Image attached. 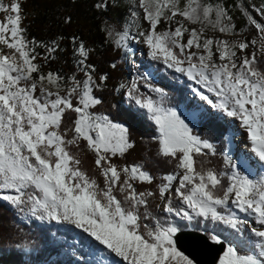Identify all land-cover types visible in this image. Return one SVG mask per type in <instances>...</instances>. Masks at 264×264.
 I'll use <instances>...</instances> for the list:
<instances>
[{
	"label": "snow or ice",
	"instance_id": "obj_1",
	"mask_svg": "<svg viewBox=\"0 0 264 264\" xmlns=\"http://www.w3.org/2000/svg\"><path fill=\"white\" fill-rule=\"evenodd\" d=\"M95 6L109 7L107 0ZM136 6L148 27L135 36L117 33L116 47L142 42L151 60L185 77L192 97L203 103L170 106L169 85H154L150 73H138L116 91L145 110L157 133V154L176 160L179 171L163 175L156 193L139 191L137 184H152L154 177L142 164L113 162L134 142L127 127L95 111L103 103L96 93L108 77L97 78L90 50L73 38L83 78L44 73L37 48H45L48 61L59 45L29 39L20 0H0V14H6L0 19V200L25 218L78 231L83 254L74 257L77 264H196L178 247L186 229L221 247L218 264H264V175L254 180L245 174L248 163L264 169V70L257 66L264 57V0L235 5L255 29L250 40L241 38L249 28L237 31L222 4L137 0ZM162 23L165 30L158 29ZM208 26L237 39L209 37ZM209 108L238 122L250 141L252 156L221 154L227 171L194 166L196 156L216 155L213 143L195 131ZM81 141L95 156L102 184L80 167L73 148ZM157 195L160 216L148 209ZM241 238L243 249L236 243Z\"/></svg>",
	"mask_w": 264,
	"mask_h": 264
},
{
	"label": "trees",
	"instance_id": "obj_2",
	"mask_svg": "<svg viewBox=\"0 0 264 264\" xmlns=\"http://www.w3.org/2000/svg\"><path fill=\"white\" fill-rule=\"evenodd\" d=\"M101 0H20L22 8V27L27 31L29 39L50 45L55 41L59 50L54 58L43 60L45 48L38 47L37 58L42 65V71L58 73L64 77L75 75L81 78L73 55V38L76 44L83 42L90 50L89 64L95 66L97 78L107 75L106 86L96 94L103 98V103L95 109L107 113L115 122L123 124L129 129L130 139L134 147L124 157H114L113 162L118 166L139 163L154 177L152 184H137L139 191L150 190L156 193L157 184L166 174H174L177 161L158 155V143L154 139L157 135L153 123L147 118L145 110L122 97L116 89L122 83H128L130 54L123 48H117L115 38L117 33L125 31L124 22L130 12L129 0H107L108 9L103 11L95 5ZM203 3L219 2L229 10L233 23L240 30L244 24L239 10L235 7L240 0H201ZM0 19H3L0 17ZM112 33L111 35L109 33ZM257 66L264 70V58ZM115 65V67H113ZM156 72V86L167 84L168 102L170 106L187 105L191 92L186 80L154 64ZM147 92V89H142ZM154 98H158L152 94ZM74 118V114H70ZM70 123V120L68 121ZM227 130V131H226ZM195 131L202 139H207L216 148V155L208 154L195 157L194 166L214 168L217 171H227L222 153L227 152L232 158L226 137L231 129L219 112H206L198 123ZM78 152L80 167L90 176L103 183V177L95 165V156L87 149L86 142L81 141L80 148H73ZM207 151V150H206ZM226 183V181H225ZM160 204L158 195L149 198L148 209L155 216L162 213L157 205ZM143 211V209H141ZM224 236L231 238V233L224 231ZM247 235V233L245 234ZM77 239L83 240L78 231H73L67 225H57L48 222H37L25 218L7 202L0 200V264H77L75 256L83 254ZM240 248L246 243L243 238L236 241Z\"/></svg>",
	"mask_w": 264,
	"mask_h": 264
},
{
	"label": "rangeland",
	"instance_id": "obj_3",
	"mask_svg": "<svg viewBox=\"0 0 264 264\" xmlns=\"http://www.w3.org/2000/svg\"><path fill=\"white\" fill-rule=\"evenodd\" d=\"M3 2L7 3L8 0H3ZM129 2H130V12H129V15L125 19L124 29L131 36H135L139 31L143 30L144 28H147L148 25H147L146 21H144V19H143L142 10H140L136 6L137 0H129ZM186 2H187V0H180V6L183 7ZM248 2L255 3V4L259 5L262 2V0H245V3H248ZM215 4H220V3L217 2ZM132 11H138L140 13L139 17H133L131 15ZM4 15H6V14H0V17L3 18ZM240 15L244 19V24H243L242 28H249V31L244 32L242 34L241 38L247 37L250 40L254 35H256L255 29H254V27H250L248 25L247 20L242 16L241 13H240ZM257 18L259 19V17H257ZM213 19H214V16H213ZM189 26L199 28V25H189ZM166 27H167V24L162 23L161 25L158 26V29L159 30H165ZM205 34L209 37L219 38V39L228 40V41H232V40L237 39L236 36H232V35H228V34H224V33H219L218 31L214 32L211 29V26H208L205 29ZM185 36L187 37V34H185ZM130 49L135 50V57L134 58L132 56V52ZM130 49H124V50L129 52L130 62H131L129 65V76H128L127 81L129 82L132 78L136 77L138 73L143 74V75H148L150 73L151 74L150 79L152 80V83H155L156 82V72H155L154 64H160L165 69H166V66L162 65V63L152 61L151 58L147 55L146 46L142 42L130 41ZM252 50L253 49L250 47L249 49L245 50V53L250 54L252 52ZM214 51H215V49H214ZM216 55L218 57V53ZM169 71H171V70H169ZM178 75L181 77V79L186 80L185 77L181 76L180 74H178ZM81 78H83V75ZM121 95H122V97L127 98L126 95H124V93L122 91H121ZM189 99H191L194 102L193 104L203 103V102H200L198 100V98H193L191 94L189 95ZM180 107L184 108L185 105H180ZM206 112L216 113L217 111L209 108ZM221 117L223 118V120L226 123H228L230 125L231 132H230L228 138L231 139V143H229V139H227V142H228V145H229L230 150H231V155L233 157L234 156H240V158L242 160L245 159L246 156H252L253 154L250 152V141H248L246 139L247 134H246V132H244L240 128L239 123L236 122L235 120H233L232 118H228L226 115L221 114ZM245 167H246L245 174L249 175L250 178H252L254 180H258L261 175H264V169H262L259 164L248 163L245 165ZM177 171H179V170H177ZM48 223L57 224L55 222H48ZM57 225H61V224H57ZM216 264H218V260H217Z\"/></svg>",
	"mask_w": 264,
	"mask_h": 264
},
{
	"label": "water",
	"instance_id": "obj_4",
	"mask_svg": "<svg viewBox=\"0 0 264 264\" xmlns=\"http://www.w3.org/2000/svg\"><path fill=\"white\" fill-rule=\"evenodd\" d=\"M191 229L185 230V235L181 236L178 247L179 250L189 255L196 261V264H216L222 249L219 245L205 243L199 235H188Z\"/></svg>",
	"mask_w": 264,
	"mask_h": 264
}]
</instances>
